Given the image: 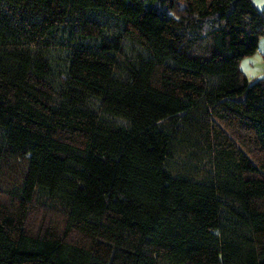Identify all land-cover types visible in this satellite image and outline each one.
<instances>
[{"label":"trees","instance_id":"obj_1","mask_svg":"<svg viewBox=\"0 0 264 264\" xmlns=\"http://www.w3.org/2000/svg\"><path fill=\"white\" fill-rule=\"evenodd\" d=\"M253 0H0V264H264Z\"/></svg>","mask_w":264,"mask_h":264},{"label":"crops","instance_id":"obj_2","mask_svg":"<svg viewBox=\"0 0 264 264\" xmlns=\"http://www.w3.org/2000/svg\"><path fill=\"white\" fill-rule=\"evenodd\" d=\"M253 3L260 10H264L261 0H253ZM240 66L250 80L264 76V36L261 37L256 52L244 57L240 61Z\"/></svg>","mask_w":264,"mask_h":264},{"label":"snow or ice","instance_id":"obj_3","mask_svg":"<svg viewBox=\"0 0 264 264\" xmlns=\"http://www.w3.org/2000/svg\"><path fill=\"white\" fill-rule=\"evenodd\" d=\"M262 5H264V0H261Z\"/></svg>","mask_w":264,"mask_h":264}]
</instances>
